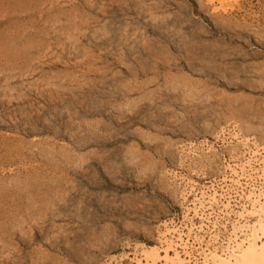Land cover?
I'll use <instances>...</instances> for the list:
<instances>
[{
  "label": "rangeland",
  "instance_id": "374dc122",
  "mask_svg": "<svg viewBox=\"0 0 264 264\" xmlns=\"http://www.w3.org/2000/svg\"><path fill=\"white\" fill-rule=\"evenodd\" d=\"M231 129L264 150V0H0V264H133Z\"/></svg>",
  "mask_w": 264,
  "mask_h": 264
},
{
  "label": "bare ground",
  "instance_id": "6f19581e",
  "mask_svg": "<svg viewBox=\"0 0 264 264\" xmlns=\"http://www.w3.org/2000/svg\"><path fill=\"white\" fill-rule=\"evenodd\" d=\"M206 1L212 8L222 10L230 0ZM227 137L237 146L232 149L230 161L225 158L222 184L200 186L189 174L176 171L165 175L184 203H189L184 218L181 224L164 222L157 245L135 244L133 264H264V150L235 129L222 130L217 139L225 141ZM193 148L181 153L195 157L197 150ZM206 151L217 149L208 147ZM127 258L113 256L107 264H123Z\"/></svg>",
  "mask_w": 264,
  "mask_h": 264
}]
</instances>
